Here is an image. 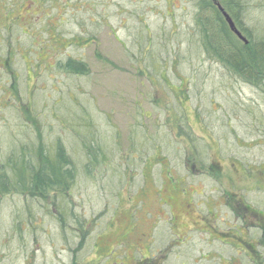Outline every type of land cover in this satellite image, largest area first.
Returning a JSON list of instances; mask_svg holds the SVG:
<instances>
[{"label": "rangeland", "instance_id": "374dc122", "mask_svg": "<svg viewBox=\"0 0 264 264\" xmlns=\"http://www.w3.org/2000/svg\"><path fill=\"white\" fill-rule=\"evenodd\" d=\"M194 4L26 0L1 9L22 20L10 33L22 50L12 66L19 100L8 99L0 65V160L25 137L47 149L60 141L77 166L67 201L87 225L64 226L61 209L2 196L0 264H264V95L196 45ZM54 32L64 46L42 50ZM69 58L88 74L63 73L57 65ZM187 117L194 133L177 123ZM79 136L107 157L90 177Z\"/></svg>", "mask_w": 264, "mask_h": 264}, {"label": "trees", "instance_id": "16d2710c", "mask_svg": "<svg viewBox=\"0 0 264 264\" xmlns=\"http://www.w3.org/2000/svg\"><path fill=\"white\" fill-rule=\"evenodd\" d=\"M20 1V4L16 2L12 4V2L9 3L7 0H0V65L8 74V83L10 84L8 90L10 96H8V99L12 98L14 100H19V76L12 66L17 52L22 49L20 48L21 45L14 46L12 44L10 33L12 27L17 24L20 25L22 20H6L1 9L11 12L16 6L22 5L26 0ZM41 1L45 4L48 2L55 3L59 0ZM216 1L232 18L237 29L248 43L245 44L230 30L223 13L213 0H195L193 31L197 34L195 38L196 45L203 49L204 54L210 61L222 67L230 79L236 82L241 81L244 85L252 87L258 93L264 95V12L262 13L264 0H259L258 2H254L256 0ZM254 10H260V13L254 15ZM52 31L53 29L50 30V32ZM51 34L50 38H48L49 40L42 42L41 48L44 51H48L52 47V50L58 47L61 48L65 44L62 34L56 33V35L54 32L53 37ZM31 37L33 36H28L26 39H31ZM56 44L57 47L55 48L54 45ZM89 44L88 42L85 43V45ZM5 45L9 50L6 55L4 53ZM38 45L37 52L32 51L33 55L36 54L35 57L33 59L27 58L30 60L29 71L31 63H35L36 56L42 52L40 43ZM43 62H45V59L38 62V66L41 67ZM57 67L63 73L72 76H86L89 72L85 63L73 58H69L65 63H58ZM189 81L187 79L185 82V79H183L182 82V86L186 85L184 87L187 91L190 86ZM177 97V101L180 103L189 102L191 99L188 95V99L181 96ZM26 111L29 112V109L26 108ZM195 116L198 118L196 113ZM29 117L33 121L32 115ZM85 119L84 115H80L79 124L81 125V121ZM183 119L177 122L181 124L180 127L186 134L194 133L191 130L189 117H187L188 121ZM36 139V141H29L31 140L29 138L26 141L25 137V142L21 143V145L17 143L9 155L4 160H0V198L5 195L16 194L29 197L39 203L52 205L64 212L60 213L59 218V222L62 225L66 226V223L70 225L73 222L74 226L75 223L79 225L78 230H85L84 226L85 224L87 225V222H81L80 218L73 214L67 201L73 188L77 185L76 163L72 162L70 155L67 154L65 147L60 141L50 148L52 150L49 148L48 150L42 141L38 138ZM80 139L81 136L77 138V143ZM81 143L82 149L87 153L85 155L88 158V162H86L84 167L85 173L90 177L93 174L92 171L98 169L96 167L106 164L107 157L104 147L97 143L95 138L81 139ZM158 165H160L162 170L166 165L168 166L163 159L158 160ZM43 206L48 207L46 205ZM250 247L260 249L255 246Z\"/></svg>", "mask_w": 264, "mask_h": 264}, {"label": "water", "instance_id": "95a60500", "mask_svg": "<svg viewBox=\"0 0 264 264\" xmlns=\"http://www.w3.org/2000/svg\"><path fill=\"white\" fill-rule=\"evenodd\" d=\"M220 11L223 13V16L227 22V24L229 25L230 30L241 40L243 41L245 44L248 43V41L246 40V38L239 32V30L237 29L234 21L232 20V18L221 8V6H219Z\"/></svg>", "mask_w": 264, "mask_h": 264}, {"label": "flooded vegetation", "instance_id": "af4514ba", "mask_svg": "<svg viewBox=\"0 0 264 264\" xmlns=\"http://www.w3.org/2000/svg\"><path fill=\"white\" fill-rule=\"evenodd\" d=\"M250 213L254 215L253 212L250 211ZM258 225H259L260 227H262L260 224H258ZM263 226H264V223H263ZM249 245L252 246L250 243H249Z\"/></svg>", "mask_w": 264, "mask_h": 264}]
</instances>
